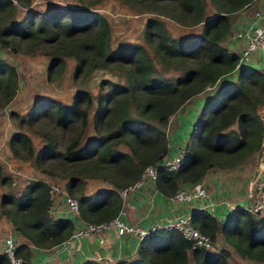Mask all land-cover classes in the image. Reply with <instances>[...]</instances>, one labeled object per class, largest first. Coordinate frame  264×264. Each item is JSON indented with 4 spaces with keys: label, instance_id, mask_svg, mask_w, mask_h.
Masks as SVG:
<instances>
[{
    "label": "trees",
    "instance_id": "16d2710c",
    "mask_svg": "<svg viewBox=\"0 0 264 264\" xmlns=\"http://www.w3.org/2000/svg\"><path fill=\"white\" fill-rule=\"evenodd\" d=\"M31 1L0 0V46L50 55L46 77L54 80L66 67L59 35L83 31L82 46L88 55H75V82L96 67L124 74V81L102 78L96 93L77 87L69 102L39 95L26 111L11 112L25 129L10 133V155L62 177L67 193L78 200L82 219L99 221L117 213L123 202L119 190L168 151L163 126L169 116L203 90L208 92L189 131L181 164L175 171L158 167L156 188L171 195L180 181L198 180L210 167H234L260 148L264 123L257 104L264 106V69L250 63L235 67L237 51L223 43L231 30L230 15L253 0H121L185 25L201 23L199 31L175 36L159 16L145 22L143 35L154 53L182 66L175 78L157 70L141 42L126 40L113 46L108 19L91 6L95 0L45 9L30 7ZM208 1L214 8L210 14L206 13ZM19 7L24 8L21 16ZM18 84L16 66L0 56V107L13 98ZM91 118L95 134L83 141ZM33 132L43 137L37 148ZM4 166L0 159V184L10 185L13 179ZM87 177L102 178L111 186L86 193ZM49 187L45 178L35 176L18 191L8 188L0 196V216L9 218L15 230L36 247L52 246L74 228L71 217L51 215ZM191 220L212 241L221 231L241 256L264 260V216L236 206L217 219L207 209L195 208ZM189 247V240L177 229L161 227L143 236L136 257L114 264H190L191 259L194 264H229L230 252L224 247ZM18 252L27 257L30 253L23 243L18 244ZM0 264H7L3 254ZM78 264L105 263L86 258Z\"/></svg>",
    "mask_w": 264,
    "mask_h": 264
},
{
    "label": "rangeland",
    "instance_id": "374dc122",
    "mask_svg": "<svg viewBox=\"0 0 264 264\" xmlns=\"http://www.w3.org/2000/svg\"><path fill=\"white\" fill-rule=\"evenodd\" d=\"M255 1V0H254ZM67 3L71 5H79V0H32L30 7L36 9H45L57 4ZM92 7L99 9L104 13L108 19L111 27V44L113 46L122 43L123 41H138L145 45L150 54L153 57L154 64L157 70L162 73L164 76L175 78L182 73V66L175 62H167L157 56L153 51V46L143 35V28L145 22L150 16H159L164 20L169 32L175 36H186L190 35L201 29V23L196 25H185L182 24L173 18L166 15H159L154 10L149 11L145 6L134 7L130 4L124 3L121 0H95ZM247 13L252 12V4L250 7L244 8ZM24 11L23 7H19L17 10V15L21 16ZM214 11L213 5L211 3L207 4L206 13L210 14ZM237 11H234L230 17L233 22L236 16ZM229 37L227 36L223 43L229 45L232 48V45L229 42ZM85 39V33L83 31H77L72 35H59L60 47L62 48L65 58H66V67L62 72L61 76L54 79L48 80L46 77V67L50 60V55L41 54V53H27L22 51H12L7 46H0V56L6 60L12 62L18 72V88L13 96V98L4 106L0 107V159L4 163L5 170L11 174L12 182L10 185L4 183L0 184V196L7 191L8 188H13L15 191H18L25 182L32 177L40 176L51 181L55 180L56 182H62V178L55 174H47V172L42 171L41 168L36 167L31 160H21L13 158L10 155L8 147V137L10 133L14 130L25 129V125L21 126L19 118L13 114L12 111L16 110L17 112L26 111L33 100L39 95H49L55 98H58L62 101L69 102L72 99L74 90L77 87H83L90 90L92 93H96L99 89L98 83L102 78H111L115 80L124 81V74L117 73L115 70H108V68L96 67L89 70L84 79L75 82L73 79V68L75 63V55L87 56L88 52L82 46V42ZM259 59V60H258ZM257 61L250 59L252 65L256 67H264V55H260ZM212 90V88H211ZM209 90V91H211ZM200 94L196 93L189 97L179 108L169 116L167 123L163 126L166 137L168 138L169 143L171 144V134L173 133L177 124H179L180 114L183 110H187V105H192L193 101L197 97H202L199 99L200 106L198 109H193L189 111L188 114V123H185L180 130L179 135L183 141L187 140L189 135V128L192 125L191 121H195L199 110L203 105V100L206 97L205 90ZM205 94V95H204ZM194 105V104H193ZM257 111L260 114V117L264 123V106L261 103L257 104ZM191 120V121H190ZM156 122V121H155ZM89 126V125H88ZM86 125L83 139L90 136L91 127ZM171 136V137H170ZM33 142L35 147H39L43 142V137L40 134L32 133ZM264 135L262 138L260 148L250 155L244 161L238 163L234 167H210L205 175L212 176L213 171H218V174L213 175L214 177H219L221 185L225 187L228 186L232 188V183L228 177L232 176V180L235 183L233 188L234 192L237 194L240 193L242 199H249L251 196H247L249 192L255 191L253 186L254 180L258 174L260 167L261 156L264 155ZM254 155V156H253ZM212 176V177H213ZM205 177V176H203ZM206 181L210 177H205ZM86 181L88 183V189H94L99 185L100 180L98 178L87 177ZM239 181V182H238ZM215 182V181H214ZM86 183V184H87ZM231 183V184H230ZM239 185V186H237ZM95 191V190H93ZM233 193V192H232ZM242 201L241 204H243ZM114 232V230H112ZM217 237L219 238L213 242V248L218 250L221 247L228 248L229 255V264H264V260H258L250 258L247 256H241L231 243L225 238L221 231L217 232ZM105 243V241L103 242ZM134 258V256H133ZM130 257L122 258L123 259H133ZM190 264L194 262L190 261Z\"/></svg>",
    "mask_w": 264,
    "mask_h": 264
},
{
    "label": "built area",
    "instance_id": "2783aa9c",
    "mask_svg": "<svg viewBox=\"0 0 264 264\" xmlns=\"http://www.w3.org/2000/svg\"><path fill=\"white\" fill-rule=\"evenodd\" d=\"M229 38H238L241 40L237 50V59L235 67L248 63L255 51H264V0H255L252 2V12L248 19L243 20L238 25H232L228 34ZM264 145V144H263ZM186 152L185 143L180 145L174 153L168 149L156 163L147 164L139 177L132 183L122 187L119 192L124 200L137 187L141 186L146 178L155 179L158 167H164L170 171L179 168ZM255 191L247 192L251 196L248 201L242 202L227 198L224 195L212 196L207 187V181L204 177L193 182L180 181L175 191L167 195V199L177 203L194 204L193 208L183 210L176 215L156 218L147 225L134 224L127 220L126 211L123 206L115 215L108 219L99 221L84 220L79 216L78 201L62 188L61 183L55 180L50 181V213L54 215L55 201L58 195L62 193V199L66 204L68 211L75 216V225L70 234L60 242L46 248H53L57 253L60 249L71 250L74 242L77 244L80 240L89 235H94L97 241L102 244L106 240V234L114 230L118 235H129L139 245L143 236L157 228H175L190 242L189 249L205 248L212 249L213 242L211 237L200 230L191 220V212L195 208H205L213 213L217 219H222L225 213L236 206H243L249 211L264 216V155L261 156L258 174L254 180ZM224 209V210H223ZM76 245V244H75ZM78 248L79 246L76 245ZM0 252L6 257L7 264H29V258L18 252V242L11 232L0 233Z\"/></svg>",
    "mask_w": 264,
    "mask_h": 264
},
{
    "label": "crops",
    "instance_id": "0c3cea01",
    "mask_svg": "<svg viewBox=\"0 0 264 264\" xmlns=\"http://www.w3.org/2000/svg\"><path fill=\"white\" fill-rule=\"evenodd\" d=\"M246 7H250V5L245 6L239 9L234 18L235 22L232 25H238L243 20L249 18L251 13H247L244 9ZM229 42L232 45L233 50L237 51L241 44V40L236 38H229ZM229 47V45L225 44ZM230 48V47H229ZM262 53L254 54V61H257L258 57ZM259 60V59H258ZM264 69V68H262ZM206 91V90H205ZM204 92V91H201ZM199 92L198 94H200ZM208 91L205 92V94ZM204 94V95H205ZM195 96V95H194ZM202 97H197L195 101H193L192 105L186 106L187 110H183L180 114L179 124L175 127L173 133L171 134V144L169 146V151L174 153L176 149L182 145L184 142L189 140V135L187 140L183 141L181 135H179L180 128L188 123V112L193 109H198L200 106V101ZM194 104V105H193ZM93 113V107L91 108V114ZM191 121V120H190ZM193 124V120L191 121ZM91 127V132L89 137L94 136V130L92 128V118L88 124ZM87 125V126H88ZM88 126V127H89ZM192 126V125H191ZM189 128V131L191 129ZM88 136L86 137L89 138ZM85 139V140H86ZM84 141V140H83ZM10 152V151H9ZM253 154V153H252ZM251 154V155H252ZM254 156V155H253ZM213 175L218 174V171L212 170ZM205 177H210L207 180V187L211 191L212 196H220L224 195L227 198L236 199L239 201H248L247 199H242L240 193L236 194L233 190L235 187V183L232 180V176L228 177V179L232 183V188L228 186L221 185L219 181V177H212L210 175H204ZM204 177V179H206ZM101 183L94 189H88V183L86 184V193L92 192L93 190H97L99 188L111 186L110 182L103 180L102 178H98ZM215 181V182H214ZM239 182V181H238ZM230 183V184H231ZM239 186V185H237ZM233 192V193H232ZM248 192V191H247ZM247 194V193H246ZM167 195L163 194L159 191L154 183L153 179L146 178L141 186L137 187L132 193H130L122 203L123 209L126 211V218L131 223H138L142 225H147L152 222L156 218H164L170 215H176L178 213L183 212V210L190 209L194 207V204L190 203H177L167 199ZM62 197V193L58 195L57 200L55 201L54 206V217H64L69 216L75 220V216L71 211H68L66 204L64 203ZM224 210V209H223ZM76 223H74V226ZM11 232L13 236L16 238L18 244H26L27 249L30 251L29 253V264H78L82 259L91 258L100 260L105 264H114L115 261L122 258H133L137 255V247L136 241L133 237L129 235H118L115 232H109L106 234L105 243L100 244L97 241V238L94 235H89L86 238L77 242H74L79 247L77 248L75 244L72 245L71 250L60 249L56 253L53 248L46 247H36L33 243L24 235L15 230L12 222L5 215L0 216V233ZM219 238L217 237V240ZM228 249V248H227ZM2 253L0 252V255Z\"/></svg>",
    "mask_w": 264,
    "mask_h": 264
},
{
    "label": "clouds",
    "instance_id": "9594fccd",
    "mask_svg": "<svg viewBox=\"0 0 264 264\" xmlns=\"http://www.w3.org/2000/svg\"><path fill=\"white\" fill-rule=\"evenodd\" d=\"M254 1V0H253ZM252 1V2H253ZM252 2L250 3V4H252ZM250 4H248V5H250ZM248 5H246V6H248ZM238 11V10H237ZM232 24H233V21H232ZM231 28H232V26H231ZM228 36V35H227ZM226 36V37H227ZM224 41V40H223ZM256 53H262V55H264V51H255V53L254 54H256ZM254 58V55H252V58L251 59H253ZM259 58V57H258ZM250 62V61H249ZM250 64H252V63H250ZM261 68V67H260ZM264 68V67H263ZM193 123H194V121H193ZM193 125V124H192ZM192 127V126H191ZM191 130V129H190ZM184 143H186V142H184ZM169 146H170V144H169ZM46 181H48L49 183H50V181L51 180H49V179H46ZM61 186H62V188H64L65 189V187H64V184H63V182H61ZM76 198V197H75ZM77 199V198H76ZM78 201V200H77ZM51 202V201H50ZM123 203V202H122ZM49 208H50V206H49ZM50 211V210H49ZM51 215H52V213H51ZM52 216H54V215H52ZM74 223H75V220H74Z\"/></svg>",
    "mask_w": 264,
    "mask_h": 264
}]
</instances>
